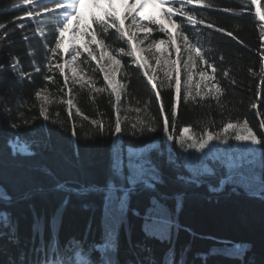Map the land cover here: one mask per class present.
I'll use <instances>...</instances> for the list:
<instances>
[{
  "label": "trees",
  "instance_id": "1",
  "mask_svg": "<svg viewBox=\"0 0 264 264\" xmlns=\"http://www.w3.org/2000/svg\"><path fill=\"white\" fill-rule=\"evenodd\" d=\"M39 2L54 7L53 0ZM260 6L264 10V0ZM33 7L24 0H0V25H4L0 27V186L11 198L0 202V212L9 213L18 228V239L13 240V226H0V264H43L56 257L72 264V249L81 246L95 259L101 253L91 249L103 240L106 215L117 233L116 264H165L170 250L174 264H264V194L254 197L243 189L234 190L231 183L223 185L225 167L194 177L179 141L184 127L204 138L206 130L223 135L228 122L242 125L246 120L261 139L264 154V21L255 5L250 0H194L193 5H174L195 18L189 22L185 16L174 15L179 36H198L203 42L214 83L222 90L221 94L214 89L188 97L181 89L175 118V84L158 77L153 89V81L144 75L151 70L119 52L120 48L128 52L129 47L115 30L102 34L92 25L105 50L120 60L119 102L104 80L103 65L92 60L81 43L76 64L84 79L73 78L65 68L61 72L57 65L64 64L65 34L57 50L54 14L28 17L26 12ZM151 27L152 39L167 37L168 31ZM90 49L100 57L95 44ZM38 91L52 102L38 98ZM165 116L168 134L173 136L169 140L163 130ZM117 117L123 146L140 148L160 142L151 152L160 174L153 187L143 183L131 187L127 170L117 173L113 157ZM15 138L31 154L14 152L11 141ZM111 186L119 192L131 189L121 222L113 212H106ZM155 199L173 209L180 204L176 227L172 225L165 238L145 228ZM35 218L42 221L39 234L33 232ZM73 240L79 243L70 245ZM234 245L246 248L229 255L224 248Z\"/></svg>",
  "mask_w": 264,
  "mask_h": 264
},
{
  "label": "rangeland",
  "instance_id": "2",
  "mask_svg": "<svg viewBox=\"0 0 264 264\" xmlns=\"http://www.w3.org/2000/svg\"><path fill=\"white\" fill-rule=\"evenodd\" d=\"M178 4H184L177 2ZM175 4V3H174ZM174 4L169 5L175 11ZM185 4H187L185 2ZM93 9L85 7V15H89ZM121 14H123L124 9H120ZM149 14L156 16L161 20L174 38V42H170V37L167 35L165 43L160 45V51L156 50V46L153 45L149 47L152 39V32L145 33L144 31L135 32V26H132L133 32V43L137 45L136 51L143 57L144 62H146L147 67L151 70L153 75V82H156L158 77L164 79L169 85L174 83V73L172 74L173 79L170 81L168 78V68L171 67L172 62L176 60L177 48L180 50V81L181 89L187 95L188 91V77L191 76V92L192 95H197V85H199V95H205L209 93L211 88L214 91L213 85H215L211 75V65L208 61V64L197 60L196 66L191 67V62L188 61V53L185 50L184 41L182 36H179V27L173 26V24L167 20L161 13V10L150 11ZM173 19V17H172ZM186 20L187 17H185ZM174 20V19H173ZM128 22V24H127ZM189 22H191L189 20ZM75 21L72 23V27L69 31L65 32V45H64V68L69 71L72 75V69L75 67L71 62L72 57L75 54L73 48V32L75 30ZM125 23L129 27L131 25V20H126ZM176 23V22H175ZM178 25V23H176ZM179 26V25H178ZM132 34V33H130ZM147 35V39H145ZM90 38L77 34L75 36V46L81 43L82 46L92 47V44H89ZM140 41H143L141 44ZM158 41V40H156ZM189 43L195 44L197 47L201 48V51L204 53V44L199 39L198 36H190ZM110 52V51H108ZM111 55L115 56L117 59L118 56L110 52ZM170 53V55H169ZM96 55V54H94ZM99 55V53H98ZM97 56V55H96ZM136 58L135 56H133ZM205 59L207 60L205 54ZM97 59H100V57ZM106 61V63L103 62ZM101 60V65L106 72L110 74V78L113 81V85H119L118 75L120 73V64L112 63L107 57ZM157 60H160L161 63L157 65ZM140 63V62H139ZM186 64L188 66H186ZM115 70V71H114ZM203 73V77L201 76ZM78 74L75 77L77 80H83L84 78ZM211 91V92H212ZM189 97V96H188ZM243 129L238 127L237 129H229L228 133L221 135L220 139H213L209 142L208 146L203 149V151L198 150L195 147L189 148L187 145L192 143V140L187 139L189 136H193L189 131L188 133H182L185 136V142L181 144V150L185 156L187 166L194 177H199L206 174H213L215 168L225 167L226 168V177L223 179V185L226 183H231L234 185V190L243 189L250 194L254 195H263L264 194V154L260 144H253L250 141H239L234 138L238 133H242ZM167 140H169V134L166 132ZM227 137V143L223 142L224 137ZM195 137V136H194ZM199 141L202 138H197ZM11 147L14 152L21 154H31L29 147L20 139L15 138L11 141ZM160 147V142L155 141L147 144L144 147L133 148L128 146H123L121 133H115L114 143H113V157L115 163V169L119 175H123L125 170H127V179L131 187H135L138 184H145L147 187L149 184L154 186V183L159 182V180H153V176L159 174L158 169L151 161V152L154 149ZM160 176V174H159ZM135 180L136 183L133 185L130 183V180ZM147 181V183H145ZM0 192H3V188L0 186ZM129 194L128 190H123L119 192L117 188L111 186L107 189V202H106V212L109 214L113 212L112 216L116 217L118 222H121L126 216V208H121V202H125L127 195ZM155 206L153 205L148 212L149 219L145 222V228L153 232L154 234L160 235L165 233V236H169L171 229L176 227L177 212L180 204L173 209L170 206H166L158 202L156 199ZM117 210V211H114ZM168 221V223H165ZM104 225L110 226L107 215L104 219ZM239 248V252H242L246 245H234L227 246L226 251L234 250ZM78 249V247L76 248ZM70 259L73 260V256H70ZM53 264V263H50Z\"/></svg>",
  "mask_w": 264,
  "mask_h": 264
},
{
  "label": "snow or ice",
  "instance_id": "3",
  "mask_svg": "<svg viewBox=\"0 0 264 264\" xmlns=\"http://www.w3.org/2000/svg\"><path fill=\"white\" fill-rule=\"evenodd\" d=\"M187 3L192 4L194 0H53L54 7H49L48 4H44L39 2V0H24V4L26 5H33L34 7L31 10H27L26 15L28 17H35L40 16L43 14L52 13L54 14V18L56 19V25H55V31L58 32V36L56 38L55 46L56 49L59 50L63 46V40H64V33L69 31V29L72 27L73 21H75V30L73 32V48L75 54L72 57V63L75 65V67L72 69V76L73 78L77 75V68H79V65L76 64V61L78 57L81 54L80 47L75 46V36L77 34L80 35H87L90 37L89 44H95L97 46V49H99V56L100 59H97V56L93 54V51L88 46H82L83 50L87 52L88 56L92 58V60H95L96 63L99 65L101 63V60L105 59L107 57L112 63L114 64H120V60L117 59L115 56L111 55L110 52H107L105 50L104 41L102 39H97L96 29L99 30L102 34H107L110 29L115 30L116 33L119 34L121 38H126L128 42L129 51L125 52L124 48H120L119 52L126 55L135 56L137 62H140V66L147 69L146 62H144L143 57L140 56V54L136 51L137 45L133 43V36L135 32L144 31L145 33H151L153 31V28L151 25H157L158 30L160 32H167V27L155 16L149 14L147 9L150 8H158L161 10L162 15L169 20L173 26L179 27L176 25L175 21L172 19L173 15H181L187 17L188 20L192 21L195 18L191 16L188 12H184L183 8H177L174 9L170 7L169 5L174 3ZM197 3H201L202 0H196ZM250 2L255 5V11L258 15L259 19L261 21H264V10H262L260 6V0H250ZM89 7L93 9V11L89 15H85L84 9L85 7ZM120 9H124L123 14H121ZM131 20V25L129 27H125V21ZM144 21H147L148 23L145 24ZM200 23H203V21H199ZM96 25V29H92V25ZM132 26H135V32H133ZM0 27H4V25H0ZM23 27V25H21ZM208 27H213V25L209 24ZM89 29H92L91 31H88ZM218 31H223V29H217ZM132 33V34H130ZM170 37V42H174V38L172 37L171 33H168ZM228 36H232L231 32L227 33ZM147 35H145V39H147ZM27 39V37H25ZM182 39L184 41L185 50L188 53V61L191 62V67L196 66L197 60L203 62L204 64H208V60L205 59L204 53L201 51L200 47H197L195 44L189 43V37L187 35H183ZM142 44L143 41H140ZM165 43L164 40H153L149 47H152L153 45L156 46V50L160 51V45H163ZM170 55V53H169ZM157 65L161 63L160 60H157ZM186 66H188L186 64ZM2 67V65H0ZM57 67L60 69L61 72L64 71L63 65H57ZM39 71V69H37ZM101 71H104L103 67H101ZM115 71V70H114ZM216 69L215 67H212V72L215 73ZM264 71V69H262ZM174 73V83H175V92H176V104L172 107V115L173 118L176 116V109L179 107L180 102V93H181V81H180V50L177 48V55L176 60L172 62V65L170 68H168V78L171 81L173 79L172 74ZM144 75L148 78L149 81H153V75L149 73V71L145 70ZM203 73H201V76L203 77ZM224 75H227L225 72ZM214 77H209V79H213ZM47 79H51V77H48ZM82 79V77H81ZM104 80L107 81L108 85L112 87L113 93L116 94V100L119 102L120 100V94L117 91V88L115 85H113V81L110 78V74L108 72H104ZM191 80L192 77H188V91L187 96L191 97ZM68 83V77L65 76V84ZM120 87H123V85H120ZM153 89L156 88V83H152ZM213 88H215L217 94H221L222 90L218 85H213ZM96 91H103L104 89H95ZM212 89H209V92H211ZM157 97H159L160 93L159 91L156 92ZM197 95H199V85H197ZM36 96L40 99H42L45 103H51L52 101L49 99L47 95H44L42 92L38 91L36 93ZM68 104L71 106V100L68 101ZM255 107V105H254ZM160 110L163 111V104L160 105ZM139 111V110H138ZM69 112H71V107H69ZM41 113L44 115L45 119H48L47 116V110L42 107ZM93 123H97L96 121H93ZM140 124L143 125L144 121H140ZM264 126V125H262ZM101 128H103V125H100ZM133 127H136V125H133ZM238 127L243 129L242 133H238L234 136L236 140L239 141H250L253 144H260L262 141L259 137H257L256 133L248 126V122L245 120L242 125H237L232 122H228L222 129L223 133H228L229 129H237ZM150 131H155L154 128H152L151 125L148 126ZM163 130L165 132H168L169 130V119L167 116L163 118ZM121 121L119 117H117L115 122V132L121 133ZM190 129L188 127L183 128V133H188ZM73 134H75V128H73ZM173 136L169 135V139H172ZM220 134H213L211 132H208L206 130L205 137L201 140H197L194 136H189L187 139L192 140V143H189L187 146L189 148L195 147L200 151H203L204 148H206L210 141L213 139H220ZM185 136L181 135L179 137V141L181 144L185 142ZM227 143V137H224V141ZM160 176L159 174L153 176V180H159ZM130 183L135 185L136 181L130 180ZM147 183V181H145ZM148 187H153L152 184H149ZM129 192L131 189L128 190ZM11 198L7 195V193L0 192V202H7ZM155 203V201H154ZM179 206V205H178ZM124 207V201L121 202V208ZM165 223H168V221H165ZM9 225H12L15 231L10 234V239L16 240L18 239V228L15 227L14 221L12 220V217L7 212H0V226L2 227H8ZM42 226V221L39 218H35L33 222V232L34 234H39L40 229ZM147 231V226H146ZM161 238H165V233L160 234ZM50 243V242H49ZM79 242L73 240L70 242L71 244H78ZM119 243L117 239V233L116 229L105 225V231H104V237L100 244H96L92 246L91 251L99 250L101 253L100 256H98L95 259H92L90 252L85 253L82 246L78 249L74 248L72 249V264H116L115 255L118 251ZM239 252V248L234 250H229V255H235ZM47 264V262H46ZM53 264H65L62 260H54ZM165 264H174V253L170 250L168 257H166Z\"/></svg>",
  "mask_w": 264,
  "mask_h": 264
},
{
  "label": "bare ground",
  "instance_id": "4",
  "mask_svg": "<svg viewBox=\"0 0 264 264\" xmlns=\"http://www.w3.org/2000/svg\"><path fill=\"white\" fill-rule=\"evenodd\" d=\"M159 9L158 8H150V9H147L146 11H148V12H152V11H158Z\"/></svg>",
  "mask_w": 264,
  "mask_h": 264
},
{
  "label": "water",
  "instance_id": "5",
  "mask_svg": "<svg viewBox=\"0 0 264 264\" xmlns=\"http://www.w3.org/2000/svg\"><path fill=\"white\" fill-rule=\"evenodd\" d=\"M252 196H254V197H261V196H257V195H252ZM178 197H180V196H178Z\"/></svg>",
  "mask_w": 264,
  "mask_h": 264
}]
</instances>
